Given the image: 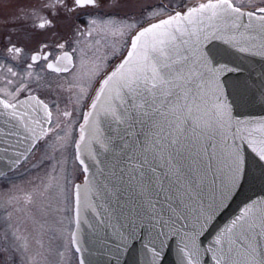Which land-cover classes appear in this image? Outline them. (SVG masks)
I'll list each match as a JSON object with an SVG mask.
<instances>
[{"label":"water","instance_id":"obj_1","mask_svg":"<svg viewBox=\"0 0 264 264\" xmlns=\"http://www.w3.org/2000/svg\"><path fill=\"white\" fill-rule=\"evenodd\" d=\"M261 24L210 0L135 33L78 128L79 264H264V61L237 40ZM48 123L36 97L0 98V176Z\"/></svg>","mask_w":264,"mask_h":264},{"label":"rangeland","instance_id":"obj_2","mask_svg":"<svg viewBox=\"0 0 264 264\" xmlns=\"http://www.w3.org/2000/svg\"><path fill=\"white\" fill-rule=\"evenodd\" d=\"M74 1L0 0V23L4 26L0 31L7 30L6 25L10 27L12 21L18 20L19 24L12 25L10 30L12 33L18 31L20 44L37 42L45 37L48 43L66 39L69 48L71 36L86 26V19L96 16L100 21L110 18L111 23L102 25L106 30L104 41L109 42L110 35L123 34V43L129 33L164 13L161 8L156 9V6L162 7L163 0H95L99 1L98 8L90 3L73 9ZM165 1L176 3V0ZM235 1L251 6L264 3V0ZM60 2L57 15H49L44 10L38 19L41 21L39 26L32 25L31 20L37 17L30 10L46 9L48 5L57 6ZM123 26L126 28L122 29ZM124 49L123 45L117 54ZM83 58L79 78L95 70L93 60ZM68 130L65 128L60 131L62 133L48 136L19 166V178L13 179L14 171L11 176L0 179V264H78L68 234L72 225L70 192L82 173L74 154L71 156L72 150L70 153L67 148Z\"/></svg>","mask_w":264,"mask_h":264},{"label":"flooded vegetation","instance_id":"obj_3","mask_svg":"<svg viewBox=\"0 0 264 264\" xmlns=\"http://www.w3.org/2000/svg\"><path fill=\"white\" fill-rule=\"evenodd\" d=\"M78 1H74L73 9L74 6L91 4L95 6L94 8L100 6L99 1L96 2L95 0ZM201 1L206 0H176L174 4L163 0L161 1L162 7L156 6V9L161 8L164 13L166 12L165 14H168L181 11L180 8L188 3L182 9V11H185L193 6L192 4H195V2ZM230 1L242 9L258 13L264 11V3L251 6L241 5L240 2L235 0ZM61 3L60 5L58 3L57 6L48 5L46 9L42 10H30L37 17L31 20L32 25L39 26L41 21L38 19L44 13V10L49 15L52 13L54 16L57 15L56 11L61 8ZM63 6L66 5L63 4ZM103 15V18H106V15ZM109 20L110 18L100 21L96 16L86 19V26H82L80 31L71 36L72 45L69 48L65 43L66 39L48 43V39L46 40L45 37L38 39L37 42L34 40L33 43L20 44L18 31L12 33L13 30H10L12 25L19 24L18 20L12 21L10 27L6 25L7 30L0 31V97L12 102L25 96L34 95L45 102L50 110L49 129L37 143L33 152L48 136L62 133L60 131L66 128L69 129L67 148L71 153L77 125L99 78L115 63L113 61L119 55L117 54L118 50L120 51L122 46L126 45L130 36L129 34V36H125L123 43V34L110 35L109 42L104 41L106 30H103L102 25L106 22L111 23ZM75 23L76 20L73 24ZM3 27L0 23V28ZM115 27L117 29L118 26ZM125 28V26L122 27V29ZM67 52H70L72 56V67L67 70L55 68L53 64L64 54L66 55ZM83 57L93 60L95 70L88 75H81L82 77L79 78V65ZM28 173L26 172V174ZM19 175H16L13 179L19 178Z\"/></svg>","mask_w":264,"mask_h":264},{"label":"snow or ice","instance_id":"obj_4","mask_svg":"<svg viewBox=\"0 0 264 264\" xmlns=\"http://www.w3.org/2000/svg\"><path fill=\"white\" fill-rule=\"evenodd\" d=\"M248 31L237 37L243 55L264 61V24L247 26Z\"/></svg>","mask_w":264,"mask_h":264},{"label":"bare ground","instance_id":"obj_5","mask_svg":"<svg viewBox=\"0 0 264 264\" xmlns=\"http://www.w3.org/2000/svg\"><path fill=\"white\" fill-rule=\"evenodd\" d=\"M44 137V136H43ZM39 142V141H38ZM37 145V144H36ZM78 263V262H77ZM79 264V263H78Z\"/></svg>","mask_w":264,"mask_h":264}]
</instances>
